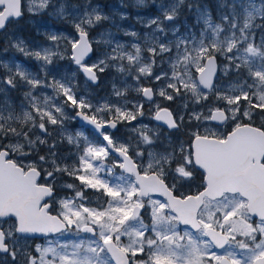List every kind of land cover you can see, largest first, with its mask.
Listing matches in <instances>:
<instances>
[{"label":"snow or ice","instance_id":"obj_1","mask_svg":"<svg viewBox=\"0 0 264 264\" xmlns=\"http://www.w3.org/2000/svg\"><path fill=\"white\" fill-rule=\"evenodd\" d=\"M151 4L122 42L92 35L111 19L93 0H0L3 51L40 69L0 60V264H264V0ZM25 15L67 27L32 47L9 31Z\"/></svg>","mask_w":264,"mask_h":264},{"label":"rangeland","instance_id":"obj_2","mask_svg":"<svg viewBox=\"0 0 264 264\" xmlns=\"http://www.w3.org/2000/svg\"><path fill=\"white\" fill-rule=\"evenodd\" d=\"M189 1H190V3L209 4V3H207V2H205L203 0H189ZM93 3H98L101 6L103 12L111 17L110 20L104 21L103 23H101L93 31L94 32L93 36H96L97 33H99V32L110 31V32H112L114 34V39L120 40L122 42H130L133 39L132 37L125 36L123 34V31H122L123 29L129 30V31H135V32L139 33L141 38H143L144 35L150 31V29L146 28L144 24H142V23L137 21L136 17L138 15L142 16V17H145V18H148V17L154 16L157 13V9H156V7L153 4H151V0H148V5L146 7H136V8H133V9H128L126 7V4H125L124 0H118L116 3H112V4L110 2H108V0H106V1L93 0ZM129 3L135 5V0H129ZM122 5H124V6H122ZM120 13H126L127 14V19H123V20L120 19V16H119ZM190 14L193 15V19L192 20L189 19L188 15L184 12V10L182 8L181 13H180V15L178 17V20L176 22L177 24H179L181 26V30L182 31L184 29V25L185 24H187V25H194L195 24V19H196V17H195V9H192L190 11ZM214 15H215V13H214ZM47 23L50 25L51 21L47 20ZM57 26H58V28H54L53 27L52 30H61V31H63L67 27L64 24L65 29L59 28V26H62V24L60 22H58V21H57ZM117 26H119V28L122 29V30L118 31L117 30ZM49 31H51V28H49ZM48 43H50V42L47 41L46 44H48ZM100 50L101 51L103 50V46H101ZM23 66L25 68H27L31 72H39V70H40L38 62L36 60H34V59L30 60V62L27 65H23ZM72 67L73 66L70 64V61H68V60H60L58 63L50 66V69L53 71V74L59 75L60 73L64 72L65 70H72ZM108 74L107 75H108V79L109 80H107V81L109 82V86L108 87L110 89L108 93H101L100 94L98 91H94L90 87V91H91V93H92V95H93V97L95 99H99L101 97L108 96L111 93V91H112L111 78L113 76H116L117 77V83L118 84L120 83V77L115 73L114 70L111 71ZM127 83H128V85H131L133 87L135 86V81L131 77H128ZM81 85H83V83ZM126 95L128 96L129 99H134V98L137 97V94L131 88L129 89L128 93H126ZM12 100H13V102H15L17 104V102H16V100L14 98H12ZM147 108H148V105L145 104V109H147ZM145 117L149 118L148 116H145ZM143 122L145 124H148V122H146L144 120H143ZM132 123L135 124V122H132ZM151 123L155 124L156 122L152 121ZM68 128H69V131H71L73 134L77 130H79V131L84 132L85 135H87L90 139L94 138V136L91 133H89L86 128L81 127L79 125L78 121L69 122ZM225 130H226V128H221L220 129V131H222V132L225 131ZM115 134H116L117 137H123V138H127L128 136L132 135L130 130L125 128V127H123V126H121L119 128V131H115ZM111 179L113 180V182H116L114 177H112ZM157 199H160V198H157ZM181 228H183V226H181ZM216 251L218 253L222 252L219 249H216Z\"/></svg>","mask_w":264,"mask_h":264},{"label":"flooded vegetation","instance_id":"obj_3","mask_svg":"<svg viewBox=\"0 0 264 264\" xmlns=\"http://www.w3.org/2000/svg\"><path fill=\"white\" fill-rule=\"evenodd\" d=\"M110 3L112 4V0H110ZM135 6L134 8H136ZM47 20L51 21V24L49 25L47 23ZM59 22V21H58ZM58 28L57 26V20L51 18V17H41V16H28L25 15L24 18L20 19L18 22H14L9 26V31L14 36H19L23 38L30 46L35 47L37 45L46 44L47 40L45 38L44 33L49 31V28L52 29ZM59 28L65 29V27L59 26ZM94 32L92 33V35ZM4 48V41L3 39H0V60L13 62L17 61L21 63L22 65H27L32 58H25L21 53L17 52L14 48H10L8 52L3 51ZM11 97L14 98L17 102V105L21 101V95L19 92H14L11 94ZM19 102V103H18ZM15 103V102H14ZM16 104V103H15ZM89 133L93 135L91 130H87ZM197 183H199V180H197ZM196 186L193 185L191 188V193H194L196 191ZM189 189L186 187L184 189H181V192H188ZM69 239L73 237H68ZM220 251H223L219 249Z\"/></svg>","mask_w":264,"mask_h":264},{"label":"trees","instance_id":"obj_4","mask_svg":"<svg viewBox=\"0 0 264 264\" xmlns=\"http://www.w3.org/2000/svg\"><path fill=\"white\" fill-rule=\"evenodd\" d=\"M103 1V0H102ZM115 1V0H114ZM203 1H205V2H207V3H209V5H214V3H215V0H203ZM75 2H79V0H75ZM108 2H110V0H108ZM125 2L126 3H128L129 2V0H125ZM189 2V1H188ZM190 3V2H189ZM183 10H184V12L188 15V17H189V19L190 20H192L193 19V15L192 14H190V11L188 10V8L187 7H184L183 8ZM60 22V21H59ZM63 26H64V23H62V22H60ZM109 75V74H108ZM108 75H105V76H103L102 78H101V81L99 82V85L97 86V85H90V87L92 88V90H94V91H98L100 94L101 93H108L109 92V82L107 81V80H109L108 79ZM107 77V78H106ZM80 79V82H81V84L83 83V77H80L79 78ZM176 105L175 104H173L172 105V107L174 108ZM144 120H147V121H149V119H146V118H144ZM228 130V129H227Z\"/></svg>","mask_w":264,"mask_h":264},{"label":"water","instance_id":"obj_5","mask_svg":"<svg viewBox=\"0 0 264 264\" xmlns=\"http://www.w3.org/2000/svg\"><path fill=\"white\" fill-rule=\"evenodd\" d=\"M80 123H81V122H80ZM85 128H89V129H91L90 126H86ZM91 130H92V129H91ZM112 131H115V130H112ZM154 195H156V194H154Z\"/></svg>","mask_w":264,"mask_h":264}]
</instances>
